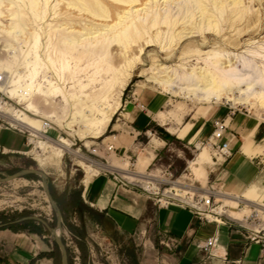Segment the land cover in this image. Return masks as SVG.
Segmentation results:
<instances>
[{
    "label": "rangeland",
    "instance_id": "obj_1",
    "mask_svg": "<svg viewBox=\"0 0 264 264\" xmlns=\"http://www.w3.org/2000/svg\"><path fill=\"white\" fill-rule=\"evenodd\" d=\"M70 1L0 0V11L4 13L0 16V61H5L6 65L16 72L13 79L20 78L19 72L26 83L31 81L33 68L27 61L38 55L40 66L38 75L34 79L44 87L47 86V82L44 80L50 78L62 87V90L50 97L49 103H46L35 91L31 101L35 102L38 108L31 111L28 110L29 102L21 101V97L16 96V93L15 97H10L8 94L0 92V102L3 103V107L0 109L4 116L0 117L1 130L6 129L5 126L10 127L9 122H13L11 120L17 111L26 113L29 124H33L32 122L38 119L49 121L51 124V127L44 132V138L34 137L20 127L10 129V133L20 138L21 147L15 150L2 148L0 151V177L26 168H40L48 174L51 193L63 214V237L69 250L70 264H139L143 244H137L133 238L116 233L108 219L96 206L91 204L89 198L83 196L87 186L86 181L89 184L95 176L90 179L85 176V172L80 166L85 168L86 165L82 163L79 156L96 159L100 163L110 161L121 163L124 160H129L131 164L127 162V165L123 164L122 167L128 169L130 164V170L137 171L140 156L148 155L150 150H153L159 156L154 161L152 160L153 162L150 163L145 173L162 177L164 180L177 181L167 192L177 195V191L173 190V187L178 185L184 195L188 190L187 185L197 181L201 182L198 174L192 168L186 171V167L199 153L204 152L205 148L200 147L198 143L211 136V123L217 120H227L230 123L233 117L236 121L261 124L264 123V108L256 106L251 109L246 104H235L226 100L208 102L197 97L172 95L159 85L150 82L146 72L154 63L155 58L166 65L177 67L182 64L183 67L191 69L206 66L204 58L206 57L205 53L209 50L221 51L225 58L229 53L245 56L248 53L242 52H246L250 47L255 54L249 57L256 66L255 71L247 75L246 78L248 80L262 78L264 74V0H242L241 10L239 9L238 13H232L235 17L229 14L233 6H230V9L227 7L225 13H222V17L226 18V21L220 23L221 27L226 29L223 31L224 35L221 36V39H214V36L208 35L205 41L206 45L202 44L203 35L181 42H173V45H167L169 47L165 51H160L158 47H145V53L140 57L141 62L137 61L134 64L122 91L116 90L114 79L111 78L115 76L114 73L100 74L93 69V66L89 65L92 62V55L88 50L90 49L89 41L83 40L85 36L81 38L83 45L81 40L78 43L76 40L72 43L68 42L71 44L70 46L61 42L63 36H66L68 32H65V25L60 26V24L71 22L67 20L68 17L76 15L72 6H68ZM183 5L182 3L179 5V2L176 1L175 4L165 7V9L181 15L182 11H179V8ZM12 12H15V18L10 19L13 16H7V14ZM197 18L199 22V14ZM230 19L231 21L227 22ZM14 21V33L2 31V24L10 26L14 24ZM225 26L227 27L225 28ZM163 37H165L163 43L168 44L169 40L167 39H170V35L168 37V34L163 33ZM223 38H236L238 39L237 45L227 44ZM8 43L14 44L15 57L12 52L6 50ZM77 44L79 45L77 46ZM95 44L96 41L93 42V45ZM134 46L136 50L139 48L136 43ZM121 48V45H117L113 52H121ZM136 50L135 53H137ZM72 52V55L83 57L82 60L76 59V61L70 57L66 58L64 55L70 56ZM87 52H90V55L83 56ZM109 60L110 63L115 64L113 57H110ZM235 61L236 59L233 60L234 63ZM99 62H102V58ZM102 69L103 67L100 70ZM180 72L183 70L181 69ZM13 79L11 78V80ZM83 85H87V88L82 89ZM10 88L12 87L9 86ZM157 97H164L165 103L161 110L169 114V121L164 125L154 119L153 114L150 113V105L157 101ZM104 103L111 104V106L103 109ZM84 107H91L94 117L100 116L101 109L108 113L114 112L102 137L85 139L88 137L87 134L78 133L80 124H70L76 113L81 112ZM87 109L85 108V110ZM183 126L186 128L193 126L202 131L198 140L191 144L198 145L200 149H196L195 146L192 149L186 147L188 141L183 142L185 145L178 142L180 138L171 131L174 132L175 128ZM259 132L258 139L260 140V138H264V128ZM8 136L3 134L2 141L7 142ZM154 138L166 142V146H163L164 142L160 146H155ZM239 139H243L242 133H239ZM41 140L45 142L43 146L50 144V147L40 148ZM90 141L95 142L89 143ZM111 144L117 147V151L108 153L107 146ZM58 147L64 150L59 167L41 168L37 156L46 158ZM254 147L261 148V146L255 145ZM210 154L214 158L211 152ZM112 166L114 167L113 164ZM113 167L107 166L103 170H98L101 171L99 176L114 177L118 172L113 171ZM190 171L192 175L189 174ZM162 172H171L172 175H164ZM207 172L209 179L208 166ZM125 179L132 181L128 178ZM135 183L140 187H146L142 181ZM188 194L189 192L187 196ZM246 199L255 201L248 197ZM262 204H264V199ZM240 208L247 210L248 207L244 203ZM33 215L46 219L52 226H57V217L46 195L41 178L32 175L9 182H0V229L12 228L17 232H22L23 237H27V243L35 245L37 257L30 264H62L59 246L42 223L28 219ZM254 215L258 217L251 218ZM262 216L264 217L263 211L260 215L254 211L244 214L242 220H237L239 219L237 216L234 217L237 219H233L242 222V225L252 232L257 227H264L256 225L264 223ZM261 234H264V230Z\"/></svg>",
    "mask_w": 264,
    "mask_h": 264
},
{
    "label": "bare ground",
    "instance_id": "obj_2",
    "mask_svg": "<svg viewBox=\"0 0 264 264\" xmlns=\"http://www.w3.org/2000/svg\"><path fill=\"white\" fill-rule=\"evenodd\" d=\"M176 1L179 2V5L180 3L184 4L179 8V11H182L181 15L171 13L172 11L165 9V7H170L172 4H175ZM227 1L229 2L227 3ZM241 3L242 0H71L68 3V6H72L76 15L68 17L67 20L71 22L60 24V26L65 25V32L67 31L69 34L63 36L61 42L70 46L71 44H68V42L72 43L76 40L78 43L81 38L85 36L83 40L89 41L90 49L88 50L92 55V62L89 65L93 66V69L100 72V74L104 72H112L115 76L117 75V77L114 76L111 78L114 79L116 90L119 89L122 91L131 75L134 64L137 61H140L141 55L145 53V47H158L160 51H165L167 47L174 44L173 42H181L193 37L204 35V41L202 43L204 45H206L205 41L207 40L208 35L214 36V39H221V36L224 35L223 31L226 30H224L220 24L221 22L223 23L226 21V18L222 17V13H225L227 7L229 8L230 6H233L231 7V12L229 14L234 16L232 13H238L239 9L241 10ZM148 13L152 14L149 15ZM3 14L4 13L0 11V16ZM198 14L200 18L199 22L197 20ZM8 15L13 16L10 19L15 18V12L7 14V16ZM229 21H231V19L227 22ZM2 27V31L4 30L8 33H14L15 21L13 25L7 26L2 24ZM226 27L227 26H225V28ZM163 33L166 35L168 34V37L170 35V39H167L169 40L168 44L163 43V38L166 37H163ZM223 39L227 44L237 45L238 42V39L236 38ZM95 41L96 44L93 45V42ZM134 43L139 46L137 50ZM78 45L79 44H77V46ZM117 45L122 46L121 52H113L114 47ZM6 46V50L12 52L15 57L14 44L8 43ZM71 50L73 51L74 49ZM135 50L137 53H135ZM90 52H87V54H84L83 56H89ZM187 52H185V54ZM198 52L196 53L197 55ZM242 53L248 54L244 56L243 54L232 55V53H229L227 55L228 57L224 58L225 55L221 51L209 50L205 53L206 57L204 58L206 66H198L199 68L194 67L191 69L183 67L182 64L177 67L166 65L161 63L159 59L155 58L154 63L152 62V66H150L146 73L150 82L159 85L172 95H183L188 98L197 97L200 100L208 102L212 100H226L235 104H246L251 109L256 106L264 108V74H261L262 78L248 80L246 76L255 71L256 66L249 56H253L255 53L250 47L246 52ZM72 54L73 52L70 56L67 54L64 55H66V58L70 57L73 60L79 59V61L83 58ZM38 57L39 56L36 55L34 59H28L27 61V63L30 66H33V68L31 71V81L26 83H24V79H22L19 72L18 75H20V78L13 79L16 72L11 67L7 66L5 61H0V76H2V81H0V92L8 94L10 97H15L16 93V96L21 97V101L29 102V111L38 108V105L31 101L35 91L41 95L46 103H49L50 97L56 92L62 90V87L50 78L44 80L47 82V86L44 87L34 79L38 75V67L40 66V59ZM110 57L114 58L116 65H121L120 63L122 62L124 63L121 66H116L115 64L110 63ZM100 58H102V62H99ZM234 59H236L235 63L233 62ZM101 67H103L102 70H100ZM181 69L183 72H180ZM87 75H89V73H87ZM11 78L13 80H11ZM9 86L12 88L9 89ZM85 88H87V85L82 86V89ZM110 106L111 104L104 103L103 109H107ZM2 107L3 103L0 102V108ZM85 108L88 109L85 110ZM90 108L91 107L82 108L83 110L76 113L70 124H80L78 133L84 132L87 134L88 137H85V139H98L103 136V132L109 125L114 112L108 113V111H102L103 109H101L100 116L94 117L92 116ZM0 117H4L1 109ZM11 121L13 122H9L10 125L20 127L34 137H45L44 132L47 130L45 121L43 120L38 119L32 122L33 124H29L26 119V113L23 111H17L16 114L14 113ZM226 124L229 127L227 120ZM253 134L254 132H251L247 135L246 142L243 145V151L250 156L254 155L256 149L252 139ZM94 142L95 141H90L89 143ZM40 143H43L42 145L39 144L40 148L50 147V144L48 146H43L45 142H42V140ZM198 145L201 147V143ZM63 151L64 150L58 147L55 152L46 158L37 156L39 166L41 168L46 166L58 168L63 156ZM32 153L39 155L34 151H32ZM202 155L209 158L210 150L205 148ZM79 157L81 158L82 163L86 165L85 168L83 166L80 167L83 168L85 176L87 178L89 177V179L93 176L99 175L101 171L98 170H103L107 166L113 167L110 162H95L93 159L83 155H80ZM124 165L127 164L125 163ZM113 168L116 170L115 167ZM193 169L201 177L206 173V170L202 167H193ZM152 180L151 176L146 177V180L144 181L146 188L150 187L149 183ZM86 183L88 185V181H86ZM175 183H177V181ZM173 190L177 191V195L169 191L167 192V195L173 196L177 199L179 198L183 202H191V197L187 196L188 190L185 191L184 195L182 190L178 188V185H174ZM238 197L239 199L236 200L224 197L225 203L232 207L226 210L232 218L235 216H237V218L241 217L239 212V210L242 209L239 207L240 201H243L251 212L255 211L258 215L261 214V211L264 212V204H262L264 192H261L258 186L254 185L246 192V197L258 202L248 200L245 196ZM219 211H225L224 207H220ZM258 229L259 228L257 227L255 230Z\"/></svg>",
    "mask_w": 264,
    "mask_h": 264
},
{
    "label": "crops",
    "instance_id": "obj_3",
    "mask_svg": "<svg viewBox=\"0 0 264 264\" xmlns=\"http://www.w3.org/2000/svg\"><path fill=\"white\" fill-rule=\"evenodd\" d=\"M154 102L153 105L149 104L150 113L164 125L169 121V114L161 110L165 99L157 97ZM214 123H211V134ZM262 128L264 123L252 124L250 121H236L232 117L226 138L230 141L233 156L226 161H216L211 154L207 158L199 153L190 161V168L202 167L206 170L202 177L198 174L204 186L208 182V166L210 178L224 181L227 191L235 195L246 197V192L254 185L264 192V138L258 139ZM1 129V148L15 150L21 147L18 136L10 133L9 129ZM171 132L180 138L179 143L188 141L186 147L192 149L196 145L191 144L198 140L202 131L193 126H183ZM251 132H254V145L261 146L255 149L253 156L243 151L246 137ZM239 133L243 135L242 140ZM3 134L9 135L7 142L2 141ZM162 142L153 139L155 146H160ZM166 144L164 142L163 146ZM158 156L153 150L148 155H141L137 171H131L130 166L128 169L122 167L129 160L110 163L116 169L113 171L120 172L124 178L144 183L146 177L151 176L145 173L146 169ZM83 196L89 198L91 204L108 219L116 233L143 244L139 264H264V244L251 241L250 232L242 222L202 221L189 208L176 204L160 206L143 188L125 184L114 177H93ZM239 212L241 217L236 219L242 220L244 214L251 210L242 208ZM213 235L219 236L220 243L216 256L210 257L203 245ZM23 236L22 232L12 228L0 229V264H30L36 259L35 245H29L27 237Z\"/></svg>",
    "mask_w": 264,
    "mask_h": 264
},
{
    "label": "built area",
    "instance_id": "obj_4",
    "mask_svg": "<svg viewBox=\"0 0 264 264\" xmlns=\"http://www.w3.org/2000/svg\"><path fill=\"white\" fill-rule=\"evenodd\" d=\"M0 81H2V76H0ZM46 130L51 127L49 121H45ZM14 126L10 125L5 126L6 129H11ZM15 128V127H14ZM228 125L226 124V120H217L214 123V130L209 138L201 142L202 148H208L210 152L214 155V159L217 160H229L233 156V150L230 145V141L226 138ZM30 134V133H29ZM196 149H200L198 145L195 146ZM0 151L2 148L0 146ZM108 153L116 152L117 147L113 144L107 146ZM95 162H98L96 159H93ZM190 169V165L188 164L186 167V171ZM167 171V170H166ZM164 175H172L171 172H162ZM114 174V172H113ZM192 175L191 171L189 173ZM152 181L149 183L150 187H141L147 193L154 198V200L160 206H169L172 204L180 205L182 207L189 208L195 215H197L202 221H211L217 223H225V222H238L234 220L229 214L226 212L227 209L232 208L230 205L226 204L224 201V197L227 199H239V197L226 189V184L224 181L218 180L217 178L209 179L207 184L204 186L200 181L194 182L188 187V197H192L191 202H183L180 199H177L173 196L167 195V190L172 188V185L176 181L164 180L162 177L151 175ZM114 178L116 180H120L125 184H131L137 187H140L136 181H129L122 177V175L118 172L115 173ZM171 185V187H169ZM164 188V189H163ZM163 189V190H162ZM239 207L244 205L243 201H240ZM220 207H224L225 211H219ZM258 217L257 215L252 216ZM250 218V219H251ZM249 219V220H250ZM263 221V220H262ZM264 222V221H263ZM258 226H264V223L256 224ZM264 230V227L259 228L258 230L253 229L250 232V240L262 242L264 244V234H261ZM164 243V242H163ZM220 238L218 235H213L210 237L203 245V248L207 250L208 255L210 257L216 256V251L219 248Z\"/></svg>",
    "mask_w": 264,
    "mask_h": 264
},
{
    "label": "water",
    "instance_id": "obj_5",
    "mask_svg": "<svg viewBox=\"0 0 264 264\" xmlns=\"http://www.w3.org/2000/svg\"><path fill=\"white\" fill-rule=\"evenodd\" d=\"M31 175H37L41 178L46 195L55 211L57 217V226H52L46 219L36 215L30 216L28 217V219L38 221L39 223H42L46 227V229L52 235L54 241L57 243V245L61 250L62 264H70L69 250L63 237L64 234L63 214L60 206L58 205V203L56 202V200L54 199L51 193L48 174L45 171L41 170L40 168H26L16 173L6 174L4 177H0V182H9L21 177H29Z\"/></svg>",
    "mask_w": 264,
    "mask_h": 264
},
{
    "label": "trees",
    "instance_id": "obj_6",
    "mask_svg": "<svg viewBox=\"0 0 264 264\" xmlns=\"http://www.w3.org/2000/svg\"><path fill=\"white\" fill-rule=\"evenodd\" d=\"M32 176V175H31ZM57 244V243H56ZM58 246V245H57Z\"/></svg>",
    "mask_w": 264,
    "mask_h": 264
}]
</instances>
